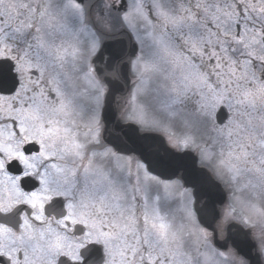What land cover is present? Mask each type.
<instances>
[{
    "label": "snow or ice",
    "instance_id": "6c2138e0",
    "mask_svg": "<svg viewBox=\"0 0 264 264\" xmlns=\"http://www.w3.org/2000/svg\"><path fill=\"white\" fill-rule=\"evenodd\" d=\"M0 264H264V0H0Z\"/></svg>",
    "mask_w": 264,
    "mask_h": 264
}]
</instances>
